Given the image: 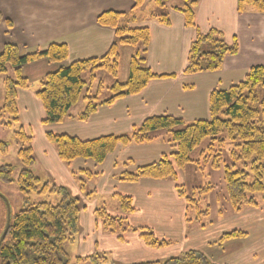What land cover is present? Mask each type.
Listing matches in <instances>:
<instances>
[{"label":"crops","instance_id":"1","mask_svg":"<svg viewBox=\"0 0 264 264\" xmlns=\"http://www.w3.org/2000/svg\"><path fill=\"white\" fill-rule=\"evenodd\" d=\"M148 2L145 0L140 8L133 10L134 14L141 16L133 26L149 30L146 65L153 74L165 77L151 79L137 94L116 99L108 105H99L86 121L68 118L60 123L44 125L41 123L44 111L35 95L34 83L60 65L105 54L115 35L112 28L98 23V15L109 10L130 12L134 1L0 0L1 46L15 44L22 54L44 49L53 43L68 47V57L61 64L40 59L22 68L31 85L28 89L18 90L16 104L20 123L31 136L32 172L39 176L41 182L65 187L71 195L82 198L77 237L69 246V251L75 256L84 257L99 252L106 254L115 264H133L161 260L187 250L206 253L203 249L209 247V252H213V245L218 246L215 234L208 236L203 233L205 226L201 229L192 226L200 222L201 217L198 213L189 216V207L176 192L173 181L140 178L136 182H124L118 179L123 171H133L174 150L166 142L168 136L162 131L151 142L117 146L102 163L77 158L66 164L46 138L47 132L67 134L81 140L127 134L146 118L159 115L180 118L185 123L206 119L209 117V95L213 90L227 89L241 81L251 67L264 66L263 12L247 9L240 13L237 10L238 0H198L195 28H191L185 25L183 15L171 8L173 5L165 11L168 24L147 18L149 10H156L153 3L148 7ZM211 29L219 31L229 45L236 39L237 53L226 56L221 68L216 71L186 74L188 51L196 30L205 34ZM82 107L75 105L71 114L76 116ZM80 170H87L90 175L87 178L76 175ZM183 170L178 173V182ZM80 179L87 190L94 191L89 202L81 196ZM115 194L130 196L133 206L131 212L122 214L129 229L121 235V239L104 230L94 215V209L98 207L119 214L120 202ZM249 210L250 207H245L234 213H244L243 218H254L255 229L264 225V217H252ZM204 215L209 217L210 212ZM138 227L151 229L157 238L170 240L171 244L160 248L147 246L138 232L131 230ZM255 233L252 240L247 234L224 242L230 244V253H234L231 264H258L255 262L258 259L264 264V233Z\"/></svg>","mask_w":264,"mask_h":264},{"label":"trees","instance_id":"2","mask_svg":"<svg viewBox=\"0 0 264 264\" xmlns=\"http://www.w3.org/2000/svg\"><path fill=\"white\" fill-rule=\"evenodd\" d=\"M134 7L130 12L104 11L98 15L100 25L114 30L115 39L108 51L98 57L74 60L60 65L56 70L47 72L37 83L35 91L40 101L44 117L41 123L56 124L68 118L86 121L99 105H108L116 99L139 93L155 75L146 65V53L149 43V30L145 27H134L141 16L133 13L145 0H133ZM169 0H152L157 10H167ZM198 0H180L171 8L179 11L185 25L195 28L194 16ZM247 9L264 13V0H238L237 10L242 13ZM147 18L159 23L168 24L167 12L156 13L149 10ZM122 46L137 47L130 56L128 76L124 82L115 80L107 89L111 96L99 100L102 80L92 91L91 84L95 72L106 71L116 78L119 71V48ZM238 51L236 39L227 44L221 33L215 29L196 35L190 44L186 74L203 71H216L221 68L224 58ZM68 57L65 44H50L42 50L20 53L18 46L6 43L0 48V81L3 83V100L0 104V126L12 131L18 143L17 158L22 168L18 170L16 185L23 195L22 207L12 213L8 232L0 247V264H69L70 252L66 244L75 240L78 232V216L83 209L80 199L71 196L66 188L55 187L41 182L30 166L34 161L31 149V136L20 123L16 104L18 90L28 89L30 81L22 73V68L32 62L45 59L52 64H61ZM85 72H88V77ZM87 77V78H86ZM260 90V94L257 92ZM83 92V95H82ZM84 107L73 116L72 108L80 99ZM209 117L185 123L180 118L170 115L151 116L140 125L134 126L127 134L107 135L91 140H81L67 134L46 133V138L55 146L60 160L66 164L77 158L102 163L106 156L117 146L130 143H148L156 139L158 132L168 136L166 142L174 150L163 154L157 161L137 167L133 171H123L118 179L124 182H136L140 178L169 179L175 183L176 192L188 207L198 209L203 196L215 190L211 182L192 187L189 192L178 182V173L189 165L199 170L203 167L210 172L221 171L224 181L225 196L233 210L240 212L245 207L257 208L256 194L264 197V66L255 65L249 69L244 78L227 89H215L209 95ZM207 140L197 157L191 153ZM230 148L227 149V145ZM0 151L7 152L5 143L0 142ZM227 151V152H226ZM199 156L201 158H199ZM130 160L126 161L129 162ZM203 163V166L201 165ZM15 168L11 165L0 167V180L12 181ZM90 172L80 170L76 175L88 177ZM42 184L41 188H39ZM80 189L87 190L82 179ZM56 193L60 200L53 204L48 201L30 203L31 193ZM120 202L119 214H111L104 207L94 209V215L108 233L121 235L129 229L122 214L133 210L131 197L115 194ZM91 196H89L90 199ZM86 199V198H85ZM88 201V198L86 199ZM89 202V201H88ZM210 210H197L198 215H208ZM149 247L160 248L171 244L170 240L157 238L149 228H131ZM247 233L233 229L221 234L215 242L218 247L233 238H242ZM75 264L92 262L94 264H115L104 253L74 258ZM133 264H215L204 254L196 250H187L178 255L168 256L161 260L141 261Z\"/></svg>","mask_w":264,"mask_h":264},{"label":"rangeland","instance_id":"3","mask_svg":"<svg viewBox=\"0 0 264 264\" xmlns=\"http://www.w3.org/2000/svg\"><path fill=\"white\" fill-rule=\"evenodd\" d=\"M152 1L149 0L148 7H151ZM180 0H169L167 2V5H176L179 4ZM153 6V5H152ZM156 13L165 12L166 10H155ZM1 18V17H0ZM3 46V45H2ZM0 45V48L2 47ZM46 48V47H45ZM19 49V48H18ZM137 47L135 46H122L119 48V71L116 78L109 75L106 71L98 70L95 72V79L93 80V83L91 84L92 91H95L98 87L99 81L102 80V88L99 95V100H104L111 96V92L107 89L115 80L119 82H124L127 79L128 76V69H129V60L130 56H132ZM42 50V49H41ZM37 51V50H36ZM38 61V60H37ZM47 61V60H46ZM48 62V61H47ZM50 63V62H48ZM88 72H85L86 76L88 77ZM86 77V78H87ZM36 86V89L38 88V83H34ZM257 92L260 94V90L257 89ZM3 93H4V87L2 81H0V104L3 100ZM83 95V92H82ZM17 102V101H16ZM76 105H82L84 106V101L81 98ZM18 107V106H17ZM83 108V107H82ZM81 108V109H82ZM15 128L6 130L3 129L0 126V142H3L7 146V152H1L0 151V167L4 165H11L15 168L14 173L12 175V181L5 183L0 180V194L7 199V201L10 204L11 212L14 213L18 211L22 207V198L23 195L20 193L15 179L18 175V170L22 168L19 159L17 158V149H18V143L16 139L14 138L12 131ZM159 133V132H158ZM162 133H165L162 131ZM207 140H204L201 145L196 148L192 153L191 156L193 158L197 157L199 151L206 146ZM230 148V145H227V149ZM227 152V151H226ZM199 158H201L199 156ZM203 166V163H201ZM34 174V173H33ZM36 177H39L38 175L34 174ZM211 182L215 185V190L212 191L210 194L205 195L202 197V199L199 201L198 209L199 211H204L205 209L210 210V216L207 217L203 214H200L201 221L195 222L194 225L198 227V229L203 228L205 226L206 229L203 230V233L211 236H217L216 239H219L221 234L224 232H228L230 230H233L232 228H239L242 231L246 232L248 236H250V240L253 239L255 236L256 231H261V233H264V225H262L260 228L255 229L253 226L254 224V218H243L245 215L244 213L236 214L231 209L226 196H225V188H224V181L222 177L221 171H212L210 172L208 168L203 167V170H199L194 165H189L184 168L182 171V175H180L179 183L183 184L186 189L189 190L192 187L195 186H202L206 183ZM48 183V182H47ZM42 184H40L39 188H41ZM50 186V184H49ZM51 187V186H50ZM65 188V187H64ZM68 193L70 194V191L66 189ZM80 193H82V197L88 198V201L92 198V193H89L88 191H82L80 188ZM71 195V194H70ZM73 197H76L80 199V202L82 201V198L79 197V195H71ZM89 196L90 199H89ZM29 202L30 203H37L41 201H48L50 203L56 204L59 202L60 197L56 193H50L45 192L41 194L31 193L29 196ZM256 201L258 202L259 207L258 208H252L250 207L249 213L253 217V215H258L259 217H264V197H262L261 194H256L255 196ZM82 205V202H81ZM83 206V205H82ZM195 207L191 208L189 207V216L190 215H197V210ZM220 212V213H218ZM113 214V213H111ZM79 217V216H78ZM6 220V205L4 200L0 197V234L4 228ZM77 235L75 236L76 239ZM214 238V237H213ZM215 240V239H214ZM217 241V240H216ZM69 251V244H66ZM208 246V245H207ZM206 246V247H207ZM215 250L213 252H209L210 249H203L206 253L199 251L200 253L204 254L207 258H209L210 261L217 263V264H231V259L234 256V253H230V244L224 243L220 247H216L213 245ZM205 248V247H203ZM232 249V248H231ZM70 252V251H69ZM167 254V253H166ZM208 254V255H207ZM79 256V255H78ZM167 256V255H165ZM76 256L73 252H70V263L69 264H75L74 258ZM81 257V256H80ZM155 258V255L154 257ZM165 257H163L164 259ZM256 263L261 264V260H255ZM79 264H94L92 262H82Z\"/></svg>","mask_w":264,"mask_h":264},{"label":"water","instance_id":"4","mask_svg":"<svg viewBox=\"0 0 264 264\" xmlns=\"http://www.w3.org/2000/svg\"><path fill=\"white\" fill-rule=\"evenodd\" d=\"M0 197L4 200L5 205H6L5 226L3 228L2 233L0 234V245H1L2 241L4 240V238H5L6 234H7L8 228H9V224H10V220H11V209H10V204L7 201V199L5 197H3L1 194H0Z\"/></svg>","mask_w":264,"mask_h":264},{"label":"flooded vegetation","instance_id":"5","mask_svg":"<svg viewBox=\"0 0 264 264\" xmlns=\"http://www.w3.org/2000/svg\"><path fill=\"white\" fill-rule=\"evenodd\" d=\"M9 225H10V224H9ZM4 226H5V225H4ZM8 229H9V228H8ZM2 231H3V230H2ZM7 232H8V231H7ZM1 233H2V232H1ZM3 241H4V240H3ZM3 241H2V242H3ZM1 244H2V243H1ZM0 247H1V245H0Z\"/></svg>","mask_w":264,"mask_h":264}]
</instances>
